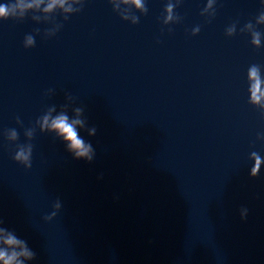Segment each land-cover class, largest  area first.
Segmentation results:
<instances>
[{
  "label": "clouds",
  "instance_id": "9594fccd",
  "mask_svg": "<svg viewBox=\"0 0 264 264\" xmlns=\"http://www.w3.org/2000/svg\"><path fill=\"white\" fill-rule=\"evenodd\" d=\"M134 2L139 6L140 0H134ZM21 9L24 7H30V5H25L23 0H20V3L17 5ZM51 7V5H50ZM15 9L13 8V11ZM10 15L9 7L6 4H0V18H7ZM258 35L256 34V38L253 40L254 43L259 44ZM33 41L29 37L28 43L31 44ZM250 78L253 80L252 84V99L254 102H258L261 96H264V91H261V83L262 81L259 78V73L257 67H253L249 73ZM259 93V95H258ZM47 117L44 118L45 123H47ZM80 124L83 126L82 121H73L69 123L68 117L66 115H59L55 119L52 120L50 127L58 132L61 136H63L64 140L68 143V149L74 153L76 159H86L91 161L93 159V149L90 144H86L84 140H82L76 131L75 125ZM94 132V129L90 131V134ZM15 135V133H13ZM256 156L255 153H253ZM15 159L28 164V167H31L30 163V150L26 152L23 148H21L15 156ZM257 162H259V157L256 156ZM258 167V164H257ZM256 169H253V175H255ZM55 207H59V203L55 205ZM52 216H55V213H52ZM45 219H50V217H45ZM3 244L6 248H14L19 247L21 251L19 253L13 252L11 255H8L4 251H0V260L4 261V264H20L17 260V256H23L28 260H32L35 258V253L30 251L24 244L23 241L18 240L13 235L9 234L7 238L3 241Z\"/></svg>",
  "mask_w": 264,
  "mask_h": 264
}]
</instances>
